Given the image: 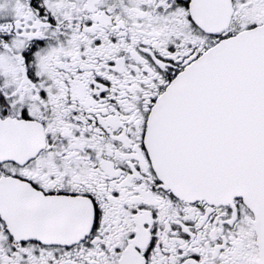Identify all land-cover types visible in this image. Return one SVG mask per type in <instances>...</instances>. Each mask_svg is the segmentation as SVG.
Returning <instances> with one entry per match:
<instances>
[{
  "label": "snow or ice",
  "instance_id": "6c2138e0",
  "mask_svg": "<svg viewBox=\"0 0 264 264\" xmlns=\"http://www.w3.org/2000/svg\"><path fill=\"white\" fill-rule=\"evenodd\" d=\"M0 264H264V0H0Z\"/></svg>",
  "mask_w": 264,
  "mask_h": 264
}]
</instances>
